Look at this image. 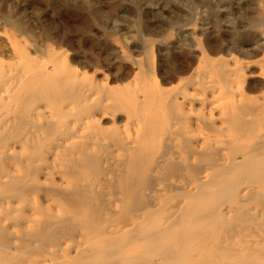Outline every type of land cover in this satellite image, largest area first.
<instances>
[{
	"label": "bare ground",
	"instance_id": "1",
	"mask_svg": "<svg viewBox=\"0 0 264 264\" xmlns=\"http://www.w3.org/2000/svg\"><path fill=\"white\" fill-rule=\"evenodd\" d=\"M247 4L129 35L91 17L95 54L43 20L0 27V264H264V0L236 24Z\"/></svg>",
	"mask_w": 264,
	"mask_h": 264
},
{
	"label": "rangeland",
	"instance_id": "2",
	"mask_svg": "<svg viewBox=\"0 0 264 264\" xmlns=\"http://www.w3.org/2000/svg\"><path fill=\"white\" fill-rule=\"evenodd\" d=\"M85 1H89L91 6L87 7ZM213 1L215 2L218 0H0V21H2L0 22V27L1 29H10L9 31H11L13 28L9 25V21H13L14 19L18 18L43 20L45 24L49 25L51 31H61L63 34L71 35L74 38L76 44L81 43L78 46H83V49L87 53L95 54L97 51L99 53L96 42L102 39V34L99 32L100 30L98 27L91 26L88 29V32L93 31L92 33L94 34V37H96L95 41L90 42L91 38H86V40H83L82 37L80 38L78 30L81 27L80 25H82L83 21L86 19L90 20L91 17H94L108 22L117 21L122 25L119 27V30H121L122 34L129 35L134 31H144V29L146 30L147 24V26H150L152 22L160 19L163 16L162 11L164 13L163 17L173 22L177 19V17H188L191 16V14L202 11V9L204 10V8H209L211 6V2ZM226 1L237 2V0ZM177 2L181 3V8L177 7ZM245 2L248 4L247 6H244L243 10H246H242L239 13L237 12V15L232 16V18L235 19L233 21H236V24H238L240 19H244L245 17L254 20L258 19L257 5H259L260 0H245ZM192 4H195L197 7V10L194 12L190 10L193 8ZM171 10H175V13L171 14ZM211 13L212 12L209 11V15ZM173 14L175 15L173 16ZM167 25V23H162L160 26L162 29L173 32L174 28L172 30V27L168 25V28ZM110 30H115V28L113 29L110 27ZM173 43H175V40ZM139 58H143V55H137V59Z\"/></svg>",
	"mask_w": 264,
	"mask_h": 264
}]
</instances>
